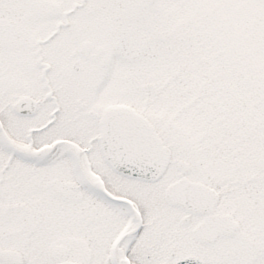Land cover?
<instances>
[{"label": "flooded vegetation", "instance_id": "flooded-vegetation-1", "mask_svg": "<svg viewBox=\"0 0 264 264\" xmlns=\"http://www.w3.org/2000/svg\"><path fill=\"white\" fill-rule=\"evenodd\" d=\"M203 1L0 0L1 264H264V94ZM123 112L155 181L107 160Z\"/></svg>", "mask_w": 264, "mask_h": 264}, {"label": "rangeland", "instance_id": "rangeland-1", "mask_svg": "<svg viewBox=\"0 0 264 264\" xmlns=\"http://www.w3.org/2000/svg\"><path fill=\"white\" fill-rule=\"evenodd\" d=\"M203 2L205 3V5H207V8H214V12H216L217 7L218 10L224 9L225 13L221 11L219 14L220 22L224 28V34H220L218 36L219 39L216 40H219L220 42H230L232 43L233 48H238L240 46V44L235 43L237 41L246 42L244 44H247L248 42H250V44H253L254 42L248 41L249 39L242 40V38L247 39V36L249 35L251 38L259 42L257 43V45L254 44L255 47H259L257 51L258 53L256 55L258 63L254 64L255 58H253L254 60L252 65L254 68L257 65V68L260 69L261 73L258 74L257 77L254 73L251 78H255L253 81L254 83L258 80L257 78L259 77L264 80V0H204ZM219 4H221V6H219ZM225 25H227V27ZM226 28H229V31H227ZM234 29L235 31H233ZM219 30H222V28H219ZM247 33L249 35H247ZM261 44L263 46H261ZM247 50L250 51V48ZM0 154V156H2L1 150ZM251 165L252 172H255V169L259 168V166L254 165V162H251ZM218 167V172H221V169H223L224 172L230 171L228 168L224 169L221 166V163L218 165ZM15 170L16 166L14 164L9 169V172H15ZM1 203L2 201L0 198V205ZM3 212L4 210L2 211L0 207V248L17 249L19 245L17 233L11 234V232L9 231L11 230V226L7 222L8 215ZM15 229L16 228H14L13 230ZM7 232H9L11 235H6ZM46 244L47 241H43L42 244L38 246V250L43 248L47 249Z\"/></svg>", "mask_w": 264, "mask_h": 264}, {"label": "water", "instance_id": "water-1", "mask_svg": "<svg viewBox=\"0 0 264 264\" xmlns=\"http://www.w3.org/2000/svg\"><path fill=\"white\" fill-rule=\"evenodd\" d=\"M122 122V124H121ZM121 124V125H119ZM147 123L136 120V117L128 114H117L109 122L106 143L112 149L108 159L112 166L119 172L144 180H153L164 171L166 160L159 156H149L148 150L151 143L154 148V140L150 134ZM118 125V126H116ZM149 138L152 142L145 141ZM122 145V149H120ZM117 147L118 153L113 149ZM148 154V155H147Z\"/></svg>", "mask_w": 264, "mask_h": 264}, {"label": "trees", "instance_id": "trees-1", "mask_svg": "<svg viewBox=\"0 0 264 264\" xmlns=\"http://www.w3.org/2000/svg\"><path fill=\"white\" fill-rule=\"evenodd\" d=\"M250 37V36H249ZM251 38V37H250ZM261 38V37H260ZM252 40H253V38H251ZM239 56V57H241V55H243V57H247V56H249L250 55V52H246V49L244 50V48L243 49H238V50H235V54H234V57L235 56ZM248 58V57H247Z\"/></svg>", "mask_w": 264, "mask_h": 264}]
</instances>
